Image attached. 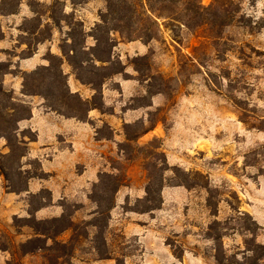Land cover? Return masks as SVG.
<instances>
[{"label":"rangeland","instance_id":"rangeland-1","mask_svg":"<svg viewBox=\"0 0 264 264\" xmlns=\"http://www.w3.org/2000/svg\"><path fill=\"white\" fill-rule=\"evenodd\" d=\"M199 5L206 10L198 12ZM153 6L156 19L150 22L139 18V9L148 10L146 0H0V264H51L57 252L40 248L54 243H34L36 232H45L40 222L80 206L73 220L87 221L96 207L93 193L114 192L116 185V178L103 177L87 200L64 198L55 211L37 215L53 198L48 189L25 194L30 178L45 177L39 160L29 157L36 135L20 125L30 117L31 97L43 98L47 108L59 100L65 114L85 120L90 106L109 110L102 90L111 78L100 84L125 66L138 71L141 86L128 106L158 100L146 123L126 126L129 140L119 146L124 160L113 159L115 176L127 180L130 169L141 167L155 193L112 211L118 261H94L86 247H77L73 258L59 264H264V0H155ZM146 30L156 35L148 44L139 39ZM39 45L46 65L22 69L21 61ZM135 45L146 53L131 54ZM110 50L112 62L94 67L92 60L109 58ZM67 69L84 85L94 82L87 85L95 91L90 104L66 93ZM110 87L119 92L117 84ZM157 124L161 136L138 144ZM109 135L101 127L100 136ZM166 185L188 192H176L163 207ZM155 206L161 211L151 232L142 234L144 242L129 235L125 213ZM72 235L55 241L68 242Z\"/></svg>","mask_w":264,"mask_h":264},{"label":"crops","instance_id":"crops-1","mask_svg":"<svg viewBox=\"0 0 264 264\" xmlns=\"http://www.w3.org/2000/svg\"><path fill=\"white\" fill-rule=\"evenodd\" d=\"M4 46L0 42V49ZM43 49L42 45H39L32 56L21 61L22 69L33 70L38 66L46 65L42 54ZM130 53L134 56L144 55L146 47L132 46ZM137 73V70L125 66L123 73L109 79L102 90L103 107L109 110L103 111L92 107L85 120L65 117L47 108L43 98L31 97L30 117L20 125L31 129L36 135V139L28 144L29 157L39 160L45 177L30 178L25 194L48 189L53 198L52 205L37 212L39 217L48 211L58 209L56 202L64 198L87 200L94 186L100 182L102 175H117L118 170L113 167L112 162L114 158L120 161L125 158L119 146L129 140L125 131L126 126L141 120L146 123L150 111L157 106L158 97H153L150 103L143 107L128 106V102L131 105L132 98L139 94L141 87L136 77ZM66 75L71 94L79 95L84 101L91 102L95 91L90 86L79 82L69 69ZM126 75L129 77H125ZM112 82L118 85L119 92L110 87ZM103 126L110 132L108 137L100 136V129ZM160 136V125L157 124L155 127H149L137 139V143L146 145ZM166 162L171 165L169 156L166 157ZM146 190L145 171L141 167L130 169L127 172V181L119 188L115 196L116 204L113 212L126 204H131L134 199L142 200L146 196ZM185 191L188 192L181 186L166 185L161 191L162 206L165 207L170 202V197L176 192ZM60 211L61 214L62 210ZM160 211L161 209L148 213L128 211L125 215L130 221L127 222L125 230L129 235H141L140 240L144 242L145 238L142 234L146 230H151L153 219L157 218Z\"/></svg>","mask_w":264,"mask_h":264},{"label":"trees","instance_id":"trees-1","mask_svg":"<svg viewBox=\"0 0 264 264\" xmlns=\"http://www.w3.org/2000/svg\"><path fill=\"white\" fill-rule=\"evenodd\" d=\"M154 1L155 0H146V5L148 6V10L146 12H141L139 9V18L147 19L150 22L153 21V19H156L155 14L157 13L154 8ZM220 0H216L218 3ZM143 7V3L140 1L139 2V8ZM198 12L205 11L206 9L203 8L202 6H197ZM160 11V10H159ZM148 14H151L152 17H150ZM146 16V18H144ZM155 22V21H154ZM106 22L103 21V24H100V26L105 25ZM99 31V30H97ZM104 31V30H102ZM110 30H106L105 33H109ZM115 32H118L122 35V30H113ZM153 32V30H152ZM152 32H149V30H146L145 32H142V34H139V39H146V43H150L151 41L156 39V35H154ZM111 33V31H110ZM95 40L99 43V39L95 38ZM109 42H112L109 40ZM97 46L93 48H88V47H83V51L89 52V51H95ZM112 51L110 50V56L107 59H93L92 64L94 67H98L96 64L100 63L103 65H107L112 62ZM71 53L74 55V49L71 50ZM147 60V56L144 57H139V66H141L140 62H145ZM63 63V62H62ZM72 66V65H71ZM78 68L83 69V64L81 62H78ZM49 67L43 68V70H49ZM124 71V70H123ZM123 71H120L119 73L115 74H110L106 76L102 82H101V87L103 86L104 82L112 78L114 75H118L123 73ZM62 75L64 76L63 72ZM77 79L81 81V78L78 77ZM82 82V81H81ZM87 85L90 86H95L94 82L89 81ZM96 93H97V89ZM66 93L69 96L76 97L78 99L79 103H86L90 104V102H84L80 96L78 95H73L71 94L69 87L66 83ZM47 100V99H46ZM55 105H50L49 108L54 111L58 112L59 114L68 117V118H78L76 115L72 114H65L62 110V106L60 104L59 100H54ZM93 106H90L87 109L88 111L92 108ZM96 108V107H95ZM87 116V114H86ZM144 131L143 133H145ZM138 139V138H137ZM167 164V162H166ZM105 177L107 179L110 178H116V185L114 188V192H107L105 189V192H94L93 196L90 197V201L92 204L96 205L94 211H92L87 217L89 220L84 221L82 223H75L73 220V214L78 213L83 209V206L80 207H74L75 212L73 214L67 215L64 213L61 217L59 218H53L48 221H41L40 223L43 225L44 233H39L36 232L35 234V244L41 243L43 240L46 239L47 241H52L54 245L52 247H47V243L44 247H41L40 249H47L50 251H55L57 252L56 255H53L52 257L49 258V261L51 264H59L61 260H64L65 257L70 256L73 258V254L75 253V250L77 247H86L90 255L95 258L94 261H100V260H117L115 258V246L112 243L111 237H112V232H111V221H112V211L115 208V196L117 194V191L119 190L120 187H122L126 180V175L122 176H113L111 174H104L101 176V179ZM101 179L100 182L101 183ZM102 185V183H101ZM180 186V185H179ZM96 187L98 188L97 184ZM164 186H162L161 190L163 189ZM146 200H149V197H152L155 192H150V188L147 186L146 190ZM161 195V192H160ZM144 198V199H145ZM162 203V202H161ZM161 206V205H160ZM160 206H155V207H149L145 212L142 213H148L152 211H156L160 209ZM71 231L73 233L72 237L68 242H56L57 239L64 233ZM56 240V241H55ZM136 252L140 251L139 247L136 248ZM65 264V263H62Z\"/></svg>","mask_w":264,"mask_h":264}]
</instances>
